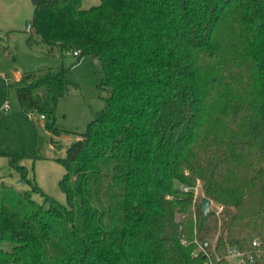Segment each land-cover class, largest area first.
Masks as SVG:
<instances>
[{
	"label": "trees",
	"instance_id": "16d2710c",
	"mask_svg": "<svg viewBox=\"0 0 264 264\" xmlns=\"http://www.w3.org/2000/svg\"><path fill=\"white\" fill-rule=\"evenodd\" d=\"M82 2L33 0L28 44L98 59L105 107L58 159L67 205L0 182V264H232L255 239L264 264V0ZM71 84L50 67L12 86L59 135ZM197 179L220 215L183 191Z\"/></svg>",
	"mask_w": 264,
	"mask_h": 264
},
{
	"label": "rangeland",
	"instance_id": "374dc122",
	"mask_svg": "<svg viewBox=\"0 0 264 264\" xmlns=\"http://www.w3.org/2000/svg\"><path fill=\"white\" fill-rule=\"evenodd\" d=\"M100 2L83 0L82 8L89 9ZM33 11V0H0V79L9 86L6 88L0 83V151L24 154L20 164L27 168L28 179L42 191H33L32 184L23 180L4 154H0V182L31 192L32 198L39 203H44L45 196H50L57 203L67 205L66 194L59 185L66 169L58 159L67 156L68 148L79 139L78 134L85 132L105 107V92L100 88L101 65L92 57H85L75 64L77 58L70 53L49 55L42 44L29 45ZM50 67H63L72 83L58 103L55 127L62 130L59 135L47 127L48 119L28 118L20 109L12 86L13 81L25 72ZM7 100L12 103V108L4 111L2 108ZM190 187L194 192V204L207 197L201 179ZM216 205L221 204L212 200L211 211L215 212ZM231 263L235 261L231 260Z\"/></svg>",
	"mask_w": 264,
	"mask_h": 264
},
{
	"label": "built area",
	"instance_id": "2783aa9c",
	"mask_svg": "<svg viewBox=\"0 0 264 264\" xmlns=\"http://www.w3.org/2000/svg\"><path fill=\"white\" fill-rule=\"evenodd\" d=\"M29 29H31V25H29ZM71 55L77 57L79 55L78 51H72L70 52ZM12 108V103L7 100L4 105H3V110L4 111H9ZM27 116L29 119L33 120L37 116H39L40 119L46 120L47 117L43 113L35 112V111H30L27 113ZM183 191L188 192L191 191L192 188L190 186H183L182 187ZM212 201V200H211ZM211 210H212V203H211ZM224 206L221 205H216V210L215 212L217 215H220L221 212H223ZM195 242L197 243V248L194 251V256H198L199 253L203 252L206 255H210L209 250L207 249V245L204 243V241H199L198 239H195ZM254 245V250L252 251H243L239 247L230 245L227 248V258L231 261L234 260V264H255L256 262V256L261 255V248H262V241L260 239H255L253 241ZM209 259L207 263L213 264L211 257L209 256Z\"/></svg>",
	"mask_w": 264,
	"mask_h": 264
},
{
	"label": "water",
	"instance_id": "95a60500",
	"mask_svg": "<svg viewBox=\"0 0 264 264\" xmlns=\"http://www.w3.org/2000/svg\"><path fill=\"white\" fill-rule=\"evenodd\" d=\"M98 117H96V119H97ZM23 183H24V181H22ZM211 203H212V201H211V199L210 198H208V197H204L203 199H202V201H201V208H202V210H203V212H204V214L205 215H207L208 213H210V211H211ZM204 243L206 244V245H208L209 243H208V241H204Z\"/></svg>",
	"mask_w": 264,
	"mask_h": 264
},
{
	"label": "crops",
	"instance_id": "0c3cea01",
	"mask_svg": "<svg viewBox=\"0 0 264 264\" xmlns=\"http://www.w3.org/2000/svg\"><path fill=\"white\" fill-rule=\"evenodd\" d=\"M22 75H20V77H21Z\"/></svg>",
	"mask_w": 264,
	"mask_h": 264
}]
</instances>
